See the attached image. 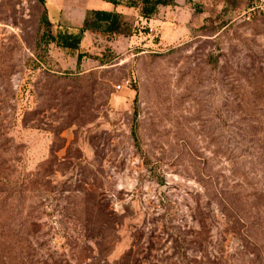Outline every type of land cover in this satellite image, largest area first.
Returning <instances> with one entry per match:
<instances>
[{
    "label": "rangeland",
    "instance_id": "1",
    "mask_svg": "<svg viewBox=\"0 0 264 264\" xmlns=\"http://www.w3.org/2000/svg\"><path fill=\"white\" fill-rule=\"evenodd\" d=\"M129 3L0 0V264H264V14Z\"/></svg>",
    "mask_w": 264,
    "mask_h": 264
},
{
    "label": "trees",
    "instance_id": "2",
    "mask_svg": "<svg viewBox=\"0 0 264 264\" xmlns=\"http://www.w3.org/2000/svg\"><path fill=\"white\" fill-rule=\"evenodd\" d=\"M128 7H139V13L142 18L147 19L156 12L157 7H165L173 3V0H129ZM36 2L43 7L44 0H36ZM113 6L117 2L110 1ZM42 32L37 40L38 45L53 44L54 47L69 52H76L78 45L85 32H98L108 35H121L124 34L126 29L120 22L119 15L115 12H108L102 10H90L84 15L81 25L74 31L56 30L54 33L50 30V24L43 11L39 20ZM82 55L76 54V61L81 59ZM134 136V132H132Z\"/></svg>",
    "mask_w": 264,
    "mask_h": 264
},
{
    "label": "built area",
    "instance_id": "3",
    "mask_svg": "<svg viewBox=\"0 0 264 264\" xmlns=\"http://www.w3.org/2000/svg\"><path fill=\"white\" fill-rule=\"evenodd\" d=\"M247 12H258L264 14V0H248Z\"/></svg>",
    "mask_w": 264,
    "mask_h": 264
}]
</instances>
